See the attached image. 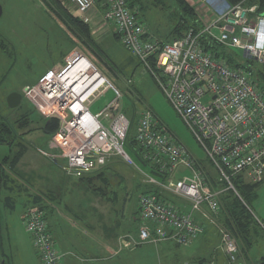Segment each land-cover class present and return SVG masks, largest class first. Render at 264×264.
I'll list each match as a JSON object with an SVG mask.
<instances>
[{
  "label": "built area",
  "instance_id": "1",
  "mask_svg": "<svg viewBox=\"0 0 264 264\" xmlns=\"http://www.w3.org/2000/svg\"><path fill=\"white\" fill-rule=\"evenodd\" d=\"M57 2L89 28L92 37L100 31L115 35L149 72L205 153L219 182L233 191L235 178L251 185L264 183V96L249 72L230 68L205 52L199 41L205 35L264 65V15L256 14V6L231 7L225 0H200L195 12L202 29H189L182 38L164 42L141 24L139 8L130 6V0ZM109 90L113 98L92 114L95 100ZM22 97L44 120L58 121L51 143L65 162L66 177L76 180L96 173L112 157L135 167L124 149L130 121L123 113L122 95L85 55L69 54L63 67L45 72L35 84L24 87ZM134 139L144 160L166 177L160 183L146 175V183L185 204L163 202L154 193L142 195L137 240L120 238L121 246L173 243L188 247L202 236L203 221H207L218 229L229 263L240 264L237 243L216 222L221 192L211 190L198 161L149 111L139 114ZM253 218L264 234V219ZM20 220L24 232L32 237L39 264H61L63 255L54 246L45 211L29 207Z\"/></svg>",
  "mask_w": 264,
  "mask_h": 264
},
{
  "label": "rangeland",
  "instance_id": "2",
  "mask_svg": "<svg viewBox=\"0 0 264 264\" xmlns=\"http://www.w3.org/2000/svg\"><path fill=\"white\" fill-rule=\"evenodd\" d=\"M141 1L145 8L138 17L141 24L147 26L155 38L168 40L167 35L176 24V19L173 18L175 9L177 10L175 3L172 0ZM46 2L49 3V0H0V121L16 129V122L23 113H26L25 111L30 113L31 119V124L26 129L20 132L17 130V136L24 144L26 152L17 166L20 178L15 177L28 191L22 193L20 200L15 204V212L9 213L8 210L2 209V205L0 206L3 216L0 228L1 247L3 253L9 257L10 264H39L32 237L24 232L22 222L20 223L15 216V213L21 212V204L27 202L26 194L44 198L43 201L48 206L49 219L52 212L54 214L60 212L61 216L72 222L75 226L73 230L78 232V237L67 224V220L61 227H57L58 232L66 235L62 240L67 246H71L70 243L73 242V247H77L78 243L84 242V246H94L96 250L105 247L104 250L108 251L106 254L102 253L100 258L88 262L80 252L77 259H74L77 262L230 264L223 250L220 234L209 225H206L205 236H201L188 247L176 246L173 243L143 244L136 248L119 247L122 245L119 238L126 240L130 236L137 240V230L141 223L136 212L137 202L143 191H140V188L146 184L148 172L145 167L142 169L139 162H135L133 152L127 144L125 151L135 162V167L128 166L118 157L110 158L108 161L110 168L104 170L106 186L100 180H94L93 184L89 185L64 176L65 162L57 157L58 152L53 148L51 138H46L41 131L44 119L22 97V90L35 84L45 72L63 67L66 57L73 52L85 55L93 67L119 91L122 95V109L123 111L126 109L127 117L131 118L130 115L133 117L134 114L138 119L142 111L151 112L167 133L173 135L195 160L203 164L202 166L197 162L201 168L205 167L206 173L214 177L216 174L210 167L205 153L174 112L149 72L129 55L119 41L113 35L105 39L107 37H104L101 31L93 37L90 34L104 54L101 53L103 63L90 55L81 45H76L72 49L60 25L45 13L48 10ZM62 9L68 13L65 8ZM232 53L237 56L238 61L246 64L243 52L232 49ZM63 55L67 56L61 59ZM104 63H107L108 67ZM11 93H18L22 97L16 109L7 107L6 99ZM112 98L111 90L105 92L95 100L90 112L92 114L99 112ZM135 130L136 122L129 132V140L134 139ZM9 152L7 146H0V160L9 155ZM176 178L177 176L174 177ZM97 189L102 191V195L95 192ZM48 196L53 198L52 201L46 198ZM175 201L177 205L185 204L180 198H175ZM220 222L217 224L229 231L224 225L223 218ZM51 232L55 239V248L59 252L62 251L63 241H60L61 238L54 229ZM88 234L91 238L85 242ZM230 234L238 246V263L260 264V259L264 255V235L251 230L248 241H242L235 238L231 232ZM68 235L71 238H68ZM114 249L118 252L116 255H113ZM73 258L76 257H72V254L68 257Z\"/></svg>",
  "mask_w": 264,
  "mask_h": 264
},
{
  "label": "trees",
  "instance_id": "3",
  "mask_svg": "<svg viewBox=\"0 0 264 264\" xmlns=\"http://www.w3.org/2000/svg\"><path fill=\"white\" fill-rule=\"evenodd\" d=\"M177 10L175 9V13L173 18L176 19V24L170 30V33L167 35L169 37L168 40H164V42H171L175 39H180L182 36L189 30L194 29L196 32H199L202 29L201 24L198 21L195 9L190 7L184 0H172ZM227 4L231 7H235L240 5L244 8H249L256 6V14L264 15V0H225ZM48 6V10L45 12L47 13L52 20L60 25L62 28V32L66 36V41L68 42L69 46L73 49L76 45H81L90 55L95 56L100 62L103 63V58L101 56V49L95 43V41L90 36L89 28L80 20L73 18L69 15L62 7L59 5L57 0H49V3L46 2ZM137 6L139 8V12H144V4L141 0H130V6ZM146 27V26H145ZM151 34V33H150ZM152 35V34H151ZM115 39L118 38L113 35ZM200 45L203 47L205 52H208L214 55L217 59L222 60L225 62L232 69H244L245 71L250 73L251 80L257 87V89L263 94L264 96V65H257L254 62L246 59V64L241 63L238 61L236 55L232 53V49L226 48L217 42L211 40L210 38L203 35L200 38ZM103 54V53H102ZM104 55V54H103ZM65 56L63 55L61 59H64ZM106 67H108L107 63ZM16 122V129L13 126L7 124L6 122L0 121V146H7L10 150V154L4 156L0 160V206L2 208L6 207L8 209L13 210L15 209V204L18 200H20L22 193H27V187L23 185L19 179H15V177L20 178L19 173L17 172V166L20 160L23 158L26 149L24 144L21 143L20 138L17 136V130L23 131L26 129L29 124H31V119L29 117L30 113L25 111ZM123 113L128 116L126 109ZM130 130L132 126L137 125V117L133 114L130 115ZM58 121L55 119H48L44 120L43 126L41 131L46 138H51L54 133L58 129ZM129 130V132H130ZM128 145L130 151L133 152L135 162H139L142 169L145 167L148 172L147 176L157 180L160 183L166 182L165 175L160 174L156 167L150 164L147 160H144L142 155L141 147L136 143L135 139L129 140V134L124 143ZM14 149H16L14 151ZM127 153V152H126ZM128 154V153H127ZM132 159V158H131ZM133 161V159H132ZM133 161V163L135 164ZM200 165L203 166L200 162ZM209 163V162H208ZM210 164V163H209ZM211 167V165H210ZM110 168L109 162L107 165L102 168L100 171L90 174L88 176L82 177L80 179H76V181H83L88 183L89 185L93 184L94 180H100L106 186V179H105V171L106 169ZM212 168V167H211ZM205 170V167H203ZM213 169V168H212ZM206 173V172H205ZM208 176V185L213 191L221 192L218 201L220 210L217 216L218 223L223 218L224 225L229 231L234 234L235 238L242 241H248L249 232L251 230H256L261 232L255 222L254 218L251 214V206L255 199L257 198V190L262 185H251L245 183L240 178H235L233 180V188L234 191L228 189V186L225 183L219 182L217 176H213L206 173ZM65 176V175H64ZM68 178V177H67ZM71 179V178H68ZM75 180V179H73ZM100 189L95 190L99 195H102V191ZM141 195L154 193L159 199L163 202L171 203L173 205H177L174 196H170L169 194H163L159 189L155 188L152 185L145 184L142 185L140 188ZM12 195H15L13 197ZM30 196V197H29ZM27 199L25 200V204L22 205L23 211L29 207H38L39 209L45 211L46 213V221L48 224V206L43 201L44 198L40 196H31L26 194ZM49 201H52V197H46ZM138 198V202H139ZM138 202H137V211L138 209ZM179 205V204H178ZM138 214V213H137ZM2 215L0 212V228L2 225ZM221 223V222H220ZM227 230V229H226ZM228 231V232H229ZM229 232V233H230ZM262 233V232H261ZM263 234V233H262ZM264 235V234H263ZM236 240V239H235ZM39 261V259H38ZM0 264H10L9 257H7L2 250L1 247V239H0ZM260 264H264V255L260 259Z\"/></svg>",
  "mask_w": 264,
  "mask_h": 264
},
{
  "label": "crops",
  "instance_id": "4",
  "mask_svg": "<svg viewBox=\"0 0 264 264\" xmlns=\"http://www.w3.org/2000/svg\"><path fill=\"white\" fill-rule=\"evenodd\" d=\"M190 7L194 8L195 11H197L196 9L198 8L199 6V1L200 0H184ZM142 12H140L141 14ZM146 28L148 29V27L146 26ZM149 30V29H148ZM110 36L109 33L108 34H104V37H107L105 39H108ZM175 140L176 138L171 135ZM177 141V140H176ZM4 208V207H3ZM2 208V209H3ZM21 208H22V204H21ZM2 209L0 210V212L2 211ZM4 210H8L7 212H15V209L11 210L8 209V208H4ZM22 209H21V212L20 213H15V216H16V219L21 223V220H20V216L22 215ZM251 213L253 215V217H256V218H259V219H264V183L260 186V188H258L257 190V198L255 199V201L253 202L252 206H251ZM2 215V214H1ZM3 217V216H2ZM6 218V217H5ZM67 219L64 218L63 216H61L60 212H57V214L53 213L51 214V218L49 219L48 218V228H49V231L52 235V238H53V241L55 242V239H54V236L51 232L52 229H54L56 232H57V235L60 239V241L62 240V238H64L66 235L65 234H62L61 232H58L57 230V227H61V224L64 223V221H66ZM217 220V219H216ZM67 224L69 225V227L72 229V231L74 232L75 236L78 237V232L74 231L73 228H75V226L72 224V222L70 221H66ZM218 222V221H217ZM2 224H3V221H2ZM7 222H5V226H6ZM22 225V224H21ZM206 225H209L210 227H212L213 229L217 230L216 228H214L212 225H210L207 221H203V227H204V233L202 234V237L205 236L206 232H207V228H206ZM53 227V228H52ZM7 229H8V224H7ZM59 233H60V236H59ZM219 233V232H218ZM68 238H71L69 237L68 235ZM91 238V235L88 234L87 235V238L85 240V242L87 240H89ZM120 239V238H119ZM63 241V240H62ZM89 242V241H88ZM55 244V243H54ZM63 245V248H62V251H60V253L63 255V258H62V261H61V264H84L82 262H77L75 261L77 259V256L80 255L78 253H83V255L85 256L86 259H84L85 261H90V260H94L95 258H100L101 257V254L104 253L106 254L108 251L107 250H104L103 249H98L96 250V247L94 246H84V242L82 243H78L77 247H73V242L72 244L70 243V245L72 246H67V244L63 241L62 243ZM121 245H119L120 247ZM115 248V247H114ZM113 255H116L118 252L115 251V249L113 250ZM72 254V257H76V258H73V259H68V257ZM98 254V255H97ZM82 255V254H81ZM112 255V256H113ZM89 260H88V259ZM75 259V260H74ZM10 261V259H9ZM39 262V261H38ZM99 262V261H97ZM241 264V263H240Z\"/></svg>",
  "mask_w": 264,
  "mask_h": 264
},
{
  "label": "water",
  "instance_id": "5",
  "mask_svg": "<svg viewBox=\"0 0 264 264\" xmlns=\"http://www.w3.org/2000/svg\"><path fill=\"white\" fill-rule=\"evenodd\" d=\"M226 4H227V2H226ZM0 17H1V9H0ZM21 100H22V97L20 94L11 93L6 99L7 107L9 109H16L19 107Z\"/></svg>",
  "mask_w": 264,
  "mask_h": 264
}]
</instances>
